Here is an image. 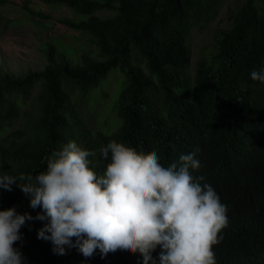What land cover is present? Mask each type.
Masks as SVG:
<instances>
[{
  "label": "trees",
  "instance_id": "1",
  "mask_svg": "<svg viewBox=\"0 0 264 264\" xmlns=\"http://www.w3.org/2000/svg\"><path fill=\"white\" fill-rule=\"evenodd\" d=\"M43 1L70 9L73 18L61 20L86 41L64 48L62 55L52 43L44 70L0 79V168L35 175L69 141L96 152L89 157L96 171L106 163L99 149L113 140L137 156L158 155L164 167L199 149L200 167L190 174L202 176L201 184H210L227 205L228 224L212 248L216 264H264V84L250 77L264 67V0ZM8 2L0 0V6ZM225 3L231 24L219 31L191 74V35L215 20ZM103 11L114 13L99 15ZM117 67L125 77L116 104L118 129L108 134L100 125L94 132L88 113L98 97L92 90ZM38 84L33 99L38 118L5 135ZM10 207L33 216L40 211L28 207L15 185L12 191L0 189V210ZM44 223L26 222L22 239L14 242L26 264L141 260L139 253L85 258L67 248L65 255L53 254L50 242L37 239ZM159 252L157 247L153 258Z\"/></svg>",
  "mask_w": 264,
  "mask_h": 264
},
{
  "label": "clouds",
  "instance_id": "2",
  "mask_svg": "<svg viewBox=\"0 0 264 264\" xmlns=\"http://www.w3.org/2000/svg\"><path fill=\"white\" fill-rule=\"evenodd\" d=\"M250 77L264 84V67ZM198 151L164 167L158 155L137 156L113 140L99 149L106 163L96 171L89 159L96 152L69 141L35 175L0 168V189L15 185L29 208L40 209L35 216L0 210V264H26L13 245L28 221L45 222L37 239L50 242L56 255L67 248L101 260L139 253V264H216L212 248L228 224L227 205L210 184H201L202 176L190 174L200 167Z\"/></svg>",
  "mask_w": 264,
  "mask_h": 264
},
{
  "label": "rangeland",
  "instance_id": "3",
  "mask_svg": "<svg viewBox=\"0 0 264 264\" xmlns=\"http://www.w3.org/2000/svg\"><path fill=\"white\" fill-rule=\"evenodd\" d=\"M25 3L33 11L45 13L46 17L30 13L23 6ZM228 5L225 3L216 19L209 25L193 31L189 41L192 51L191 74L195 71L197 61L215 42L219 31L230 26ZM109 13L113 14L114 11H103L99 15L107 16ZM71 18L73 13L66 6L48 5L43 0H9L6 5L0 6V79H19L44 70L48 64L46 49L52 43L56 46V54L62 55L64 48L68 50L85 42L80 32L72 30L61 20ZM92 53L96 55L97 50ZM124 82L122 70L117 67L92 90V94L98 97L97 107L90 109L88 113L89 124L94 132L100 125H103L102 129L108 134L117 131L119 117L116 104ZM40 89V84L33 88L22 108L23 113L5 135L25 128L38 118V108L33 104V99ZM96 110L97 117L94 114Z\"/></svg>",
  "mask_w": 264,
  "mask_h": 264
}]
</instances>
